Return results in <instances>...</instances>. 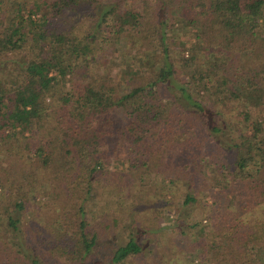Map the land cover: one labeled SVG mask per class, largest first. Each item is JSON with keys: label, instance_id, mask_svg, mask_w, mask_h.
<instances>
[{"label": "trees", "instance_id": "trees-1", "mask_svg": "<svg viewBox=\"0 0 264 264\" xmlns=\"http://www.w3.org/2000/svg\"><path fill=\"white\" fill-rule=\"evenodd\" d=\"M0 60V264H264V0H0Z\"/></svg>", "mask_w": 264, "mask_h": 264}, {"label": "rangeland", "instance_id": "rangeland-1", "mask_svg": "<svg viewBox=\"0 0 264 264\" xmlns=\"http://www.w3.org/2000/svg\"><path fill=\"white\" fill-rule=\"evenodd\" d=\"M179 34L181 35V33H179ZM183 39L184 38L182 36H180L177 39V42L182 41ZM111 61L112 62H110V60H109V62L111 63L110 67H109V65H107L109 74L111 73L115 77V80H117L115 82V84H117L119 82L124 83V80L126 77V75L124 73H125L126 68L130 67V59H124V57L123 58L119 57L118 59L112 58ZM133 66H135V65H133ZM4 67H5L4 60H0V74L1 75H2L1 71L4 70ZM129 84H130V82H128V85ZM131 84L133 85L134 82H131ZM117 85H119V84H117ZM116 115H117V117L124 118V115L122 113L118 112V113H116ZM14 215L19 218L18 213H15ZM169 220H170V218L166 216L165 221L162 224L165 228V231H163L164 233H166V232L169 233L172 231V229H176L175 224L171 223ZM118 234H120V235H118ZM192 235L195 236V233L193 231L191 233H189V235L181 236V237H183V239L185 241L184 242L185 246L190 242V239H192ZM126 240H127L126 232L121 231V232L115 234L114 236H112V238H109L108 240L101 242L99 244V246L97 247L96 251L94 252L92 260L96 263H100L102 261L107 262V260H109V258L111 257L112 253L117 248V246L123 244ZM150 241H151V243L154 242V240H150ZM151 243H149V245H148L149 250H146V251L153 252V250L156 248L155 243H153V244H151ZM166 245H168L167 242H166ZM198 256L199 255H197V253L195 254V253L189 252V251L185 252V254H184V258L186 261H191L193 264H205V262L200 263L201 261H200V258ZM49 261H51V260H49ZM48 264H55V263H54V261H51V262H48ZM59 264H63V263L60 262Z\"/></svg>", "mask_w": 264, "mask_h": 264}]
</instances>
